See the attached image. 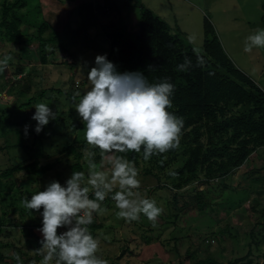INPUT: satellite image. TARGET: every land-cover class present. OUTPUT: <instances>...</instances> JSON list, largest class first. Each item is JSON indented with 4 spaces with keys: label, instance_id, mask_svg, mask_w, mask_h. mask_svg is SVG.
<instances>
[{
    "label": "rangeland",
    "instance_id": "obj_1",
    "mask_svg": "<svg viewBox=\"0 0 264 264\" xmlns=\"http://www.w3.org/2000/svg\"><path fill=\"white\" fill-rule=\"evenodd\" d=\"M29 1L22 8V0H0V23L14 20L24 38V46L15 44L9 40L6 27L0 28V59L5 55L12 57L8 69L0 73V110L4 112L3 116L0 112V118H4L0 119V178L6 184V192L0 196V251L11 259L19 254L23 264H40L42 257L36 250L42 236L37 231L41 225L37 224H41L42 217L39 212L25 209L21 197L28 198V189L34 193L43 190L52 180L63 184L71 175L70 162L76 161L77 153H81L79 161L86 175L89 160L96 163L97 170L110 172L106 161L101 167L99 149L86 144L84 125L74 105L89 88L87 73L95 66V57L106 54L108 58L110 42L102 34L103 23L114 18L111 16L116 6L123 20L135 23L140 14V3H135L140 0H132L129 5L125 0ZM141 2L165 19L172 33L182 30L183 38L197 51L203 50L204 20L208 18L234 63L264 89V48H254L251 53L243 50L245 38L264 29V0ZM87 3L94 5L96 14H110L109 17H94ZM44 22L52 29L46 27L43 37L52 38L56 33L53 43L45 46L37 37ZM190 36L194 38L192 42ZM59 44L65 51L57 48L54 53V45ZM44 56L46 62L41 59ZM23 73L30 76L31 93L20 94L21 84L14 75L19 78ZM38 103L48 104L57 115L39 134L35 132L37 122L32 119ZM21 104L24 105L20 107ZM21 140L31 149L19 147ZM70 144L76 151L68 150ZM178 150L177 160L170 161L164 170L152 168L151 174L145 170L153 162L141 158L138 164L132 163L140 181V188L135 191L163 209L155 227L143 215L132 222L118 219V209L110 196L102 202L103 213L94 214L89 226L99 243L97 258L121 264H193L195 256L190 257L187 252L193 245L191 251L197 249L199 258L212 255L227 264L249 254L253 264L264 262V184L255 181L264 177V148L227 176L194 181L172 192L168 172L181 166L186 158L181 145ZM68 151L72 153L68 155ZM34 160L39 165H52L43 180L24 169L9 179L2 176V170L16 162L28 164ZM251 169L256 171L251 174ZM199 194L206 199L202 207L195 199ZM187 203L192 208L189 211L188 207L184 209ZM28 226L33 227L31 233L24 228ZM0 264L7 262L0 260Z\"/></svg>",
    "mask_w": 264,
    "mask_h": 264
},
{
    "label": "trees",
    "instance_id": "obj_2",
    "mask_svg": "<svg viewBox=\"0 0 264 264\" xmlns=\"http://www.w3.org/2000/svg\"><path fill=\"white\" fill-rule=\"evenodd\" d=\"M27 1L22 0V8L27 7ZM125 3L129 5L132 0H125ZM135 4L140 6V14L135 23H131L129 19L123 20L124 16L118 12L120 8L116 6L111 16L114 18L107 24L103 23L102 34L110 42L107 59L116 65L117 71L121 73L138 71L143 73L150 83H157L167 78L175 85V93L172 97L173 108L169 111L184 120L180 145L186 158L181 166L172 170L177 173L176 177L167 175L168 178H172L170 189L175 192L194 181L201 179L210 181L216 177L229 175L235 168L241 167L254 152L264 148V89L234 63L208 18L204 20L203 50L198 51L206 63L204 67H197L195 66L197 50L186 42L182 36V30L172 33L167 21L142 4L141 0ZM7 7L4 8L5 11ZM86 7L94 14V17L95 15L99 18L110 15L96 14L92 3H87ZM16 24L14 20L4 19L0 23V28L6 27L11 42L24 46L23 34ZM46 27L52 29L48 22H44L37 36L44 46L49 42L52 44L56 38V33L52 38L43 37L45 29L48 30ZM57 48L65 51L63 45L59 44L54 45V53ZM185 57L192 61L193 66L188 71H176V66L183 63ZM41 59L46 62L47 57L44 56ZM55 61L54 58V63ZM66 62L70 63L69 60ZM149 66H152V69ZM14 78L21 84L20 94L31 93L32 82L28 73H23L19 78L15 74ZM15 101L14 99L12 102L15 104ZM23 105L21 104L20 107ZM0 112L3 116L4 112L2 110ZM18 131L21 130L18 129ZM203 136H206V141L203 140ZM22 146L31 149L29 144L24 143L23 140L19 141V147ZM68 150L76 151L73 144L69 145ZM69 151L68 155L72 153ZM179 154L180 150L176 149L161 156H152L149 161L153 162V165L146 168V173L151 174L154 167L164 170L170 161L177 160ZM116 155L124 156L132 163L138 164L143 158V151L141 153H117ZM80 157L81 153H77L75 154L76 161L70 162L69 160L71 173L82 171L83 165L79 161ZM51 168L50 164L39 165L38 160L28 164L16 162L9 168L3 169L2 176L9 179L24 169L28 174L43 180ZM250 171L252 174L256 170L251 169ZM259 180L264 184V177L255 178L256 182ZM13 183L15 186L16 182ZM5 188L6 184L0 178V196L6 192ZM27 191L28 199H31L34 192L29 189ZM24 198L21 197L22 200ZM90 198H93L91 194ZM195 199L200 207L204 206L206 199L203 194L197 195ZM187 207L188 203L184 209ZM189 208L192 209L189 206L188 211ZM24 228L30 233L33 229L30 226ZM90 232L92 234V231ZM192 247L193 245L187 252L190 257L195 256L193 264H225L212 255L199 258L197 249L191 251ZM248 255L227 264H253L254 260ZM0 260L6 261L7 264H16L15 257L11 259L2 251H0ZM105 264L121 263L112 260ZM255 264H264V262Z\"/></svg>",
    "mask_w": 264,
    "mask_h": 264
},
{
    "label": "clouds",
    "instance_id": "obj_3",
    "mask_svg": "<svg viewBox=\"0 0 264 264\" xmlns=\"http://www.w3.org/2000/svg\"><path fill=\"white\" fill-rule=\"evenodd\" d=\"M193 39L189 37L190 42ZM254 48H264V29L245 38L243 50L251 53ZM196 55L195 66L204 67V57L198 51ZM10 60V55L0 59V73L8 69ZM94 63L87 73L89 88L74 107L84 125L86 144L99 149L101 167L106 161L110 172L97 170L96 163L89 160L87 175L72 171L63 184L52 180L31 199L25 197L21 201L25 209L39 212L42 217L41 227L37 229L42 236L41 246L36 250L42 257L40 264L53 261L54 264H105L96 256L99 243L89 226L94 214L103 213L102 202L109 196L118 209L117 218L126 222L138 221L143 215L155 227L163 212L154 200L135 191L140 188L137 168L116 154L143 151V159L148 161L154 155L161 156L180 147L184 120L169 111L173 108L175 85L167 78L150 83L138 71L121 73L106 54L97 55ZM192 66V61L185 57L176 71H188ZM34 107L32 119L37 122L35 132L39 134L57 115L48 104L38 103ZM24 131L27 135V125ZM168 175L176 177L177 173L169 171ZM15 260L16 264H23L19 254Z\"/></svg>",
    "mask_w": 264,
    "mask_h": 264
}]
</instances>
